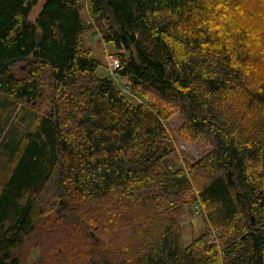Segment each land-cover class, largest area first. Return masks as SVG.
I'll return each instance as SVG.
<instances>
[{
	"label": "trees",
	"instance_id": "trees-1",
	"mask_svg": "<svg viewBox=\"0 0 264 264\" xmlns=\"http://www.w3.org/2000/svg\"><path fill=\"white\" fill-rule=\"evenodd\" d=\"M256 1L258 13L244 16L261 27L264 0ZM38 2L0 0V94L33 104L45 76L52 92L45 114L2 146L12 155L0 178V264H20L25 238L48 214L60 216L57 230L60 211L78 221L71 241L82 237L89 249L67 246L59 264H264V48L237 22L243 3L43 0L31 21ZM84 2L94 19L109 18L104 41L127 54L115 78L144 102L132 105L110 77L95 76ZM225 7L235 14L216 27ZM19 64L24 79L13 74ZM169 104L185 137L211 145L188 169L167 166ZM196 201L208 228L184 246L171 209ZM76 206H87L85 218Z\"/></svg>",
	"mask_w": 264,
	"mask_h": 264
},
{
	"label": "rangeland",
	"instance_id": "rangeland-1",
	"mask_svg": "<svg viewBox=\"0 0 264 264\" xmlns=\"http://www.w3.org/2000/svg\"><path fill=\"white\" fill-rule=\"evenodd\" d=\"M240 1L243 3V6L239 13L240 15L237 18V22L246 23L247 27L245 28H248L250 33L260 35L258 46L264 48V26L256 27L251 23L250 18L244 16L247 12H252L251 14L258 13L259 5L257 1ZM42 2L43 0H39L37 6L31 11L29 15V19L31 21H33L38 14L42 6ZM217 11L222 13L220 17L218 14L219 12ZM233 14H235V11L232 7H225L221 10L216 9L217 17L213 18L216 27L221 28L224 19L233 17ZM80 15L83 22L87 25V33L85 34L83 41L84 48H89L92 58L99 64V67L94 74L98 78L107 77L108 73L106 69H108V57H118L120 54H127L124 52V48H116L105 43L101 28L103 27V31L105 33L110 29L107 24L109 21L107 16L103 15L98 20L94 19L87 10L86 2L82 3L80 6ZM252 20L257 21V15H254ZM258 24H260V22ZM13 74L19 79H24L25 75L23 65H17L13 70ZM40 83L41 91L44 93V98L40 101L37 100L35 103L30 105L18 104L8 96L0 94V178H2V180L4 179L6 173L9 172L7 170H9L10 167L12 155V149L7 151L4 147H2L3 144L5 145L6 143L8 148L14 147V145H16L15 143H18L25 133V129L28 128L30 121H33L36 117H40L45 114L46 104L50 99H52L50 84L46 79V76L40 80ZM116 86L120 88L119 84ZM122 94L129 102H131L132 105L144 102V99L140 95H131V92L128 89L123 91ZM166 108L169 112V117L166 121V128L172 141V153L167 157V166L171 171L188 169V167L194 165L211 151V145L203 137L198 136L195 140H189L185 137L186 135L184 134V130L182 128V122L178 112L175 111V107L169 104L166 105ZM1 132L5 134L4 138L3 135H1ZM7 134L10 139L9 145L6 140ZM262 179V187H264V176ZM77 202L80 203V201ZM159 202L162 210L171 207L167 201L160 200ZM197 202L198 201L180 207L174 206L171 209L174 221L180 227L183 242L182 244L184 246H187L192 239L203 234L206 227L208 228L205 212L203 208L202 213L201 211L199 212V209L196 207L198 204ZM86 208L87 206H76L73 214H78L81 218H85L84 213ZM89 212L94 216H98L101 209L96 207L94 204H91ZM59 213L58 214L61 215V221H59L57 230H55V225L53 224H55V220L59 219L60 216L48 214L44 219H42V221H39L35 225L34 231L25 238L22 248L17 252L20 264H59V261L64 256L58 252H61V250L65 247L71 245L79 244L80 251H88L89 246L84 245L82 237L79 241H71L75 236L79 235L75 234V227L73 226L75 225L77 227L78 221L70 219L72 218V215H69L66 212L60 211ZM209 229L216 237V230L214 231L212 228ZM120 250L126 258L132 252L131 248ZM111 255L114 259L118 256L117 253L112 251ZM114 262L116 263L115 260Z\"/></svg>",
	"mask_w": 264,
	"mask_h": 264
},
{
	"label": "built area",
	"instance_id": "built-area-1",
	"mask_svg": "<svg viewBox=\"0 0 264 264\" xmlns=\"http://www.w3.org/2000/svg\"><path fill=\"white\" fill-rule=\"evenodd\" d=\"M117 59H118L117 57H108V59H107L108 60V69H106L108 76L112 79V81L114 82L115 85L119 84V82L115 78V72L119 67V60H117ZM119 89L123 92V91L127 90V87L120 85ZM196 207L199 209V212L201 211V213H202V207L199 203L196 205Z\"/></svg>",
	"mask_w": 264,
	"mask_h": 264
},
{
	"label": "water",
	"instance_id": "water-1",
	"mask_svg": "<svg viewBox=\"0 0 264 264\" xmlns=\"http://www.w3.org/2000/svg\"><path fill=\"white\" fill-rule=\"evenodd\" d=\"M89 235H90L91 239H94L95 236L93 233L90 232Z\"/></svg>",
	"mask_w": 264,
	"mask_h": 264
}]
</instances>
